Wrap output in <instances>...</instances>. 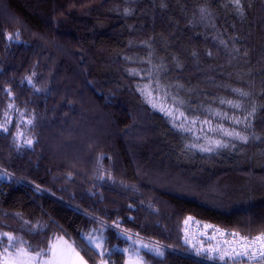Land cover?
<instances>
[{
    "label": "trees",
    "instance_id": "16d2710c",
    "mask_svg": "<svg viewBox=\"0 0 264 264\" xmlns=\"http://www.w3.org/2000/svg\"><path fill=\"white\" fill-rule=\"evenodd\" d=\"M187 222L264 234V0H0V261L246 262Z\"/></svg>",
    "mask_w": 264,
    "mask_h": 264
},
{
    "label": "built area",
    "instance_id": "2783aa9c",
    "mask_svg": "<svg viewBox=\"0 0 264 264\" xmlns=\"http://www.w3.org/2000/svg\"><path fill=\"white\" fill-rule=\"evenodd\" d=\"M186 227L193 237H198L196 244L197 251L202 252L204 248L212 254L211 258H217L220 262H237L245 255L244 264H264V239L257 240V237H264V234L254 237H240L233 233H226L216 227H201L194 222H187ZM239 253V255H238ZM2 264L3 261H0Z\"/></svg>",
    "mask_w": 264,
    "mask_h": 264
},
{
    "label": "rangeland",
    "instance_id": "374dc122",
    "mask_svg": "<svg viewBox=\"0 0 264 264\" xmlns=\"http://www.w3.org/2000/svg\"><path fill=\"white\" fill-rule=\"evenodd\" d=\"M99 242L98 238H92L90 239V243L93 246H97ZM56 244V245H55ZM55 248L52 251L51 255H40L36 259L29 260L28 257H20L17 259V264H20V261H25L27 264H44V262L48 259H50L53 254H55L56 261L58 264H81V257L76 253V251L72 248V246L64 239H58L54 243ZM62 245V246H61ZM17 250H10L9 252L13 255L16 253ZM126 253V259L124 264H143L141 258L137 253ZM4 258L10 259L7 254L3 251ZM32 254V252H31ZM32 256H35L32 254ZM83 264H87L83 259Z\"/></svg>",
    "mask_w": 264,
    "mask_h": 264
},
{
    "label": "snow or ice",
    "instance_id": "6c2138e0",
    "mask_svg": "<svg viewBox=\"0 0 264 264\" xmlns=\"http://www.w3.org/2000/svg\"><path fill=\"white\" fill-rule=\"evenodd\" d=\"M235 3L237 5V8L239 9L240 0H235ZM9 38L11 39V37H9ZM29 82H31V81H29ZM229 135H233V133H229ZM234 135L239 137L241 140H245L246 141V137L240 136L239 133H235ZM29 143H30V141H29ZM4 235L7 236L8 241L10 242L9 247H11V242H15V238L13 236L9 235L8 233H5ZM256 239L257 240H262V239H264V237H257ZM4 252L10 258V259L6 258L5 264H17V259L20 258V257H28L29 260H31V259H36V258H38L41 255V253L39 251H37L35 253V256H32L31 252L27 248H19V249H17V251H16V253L14 255L9 252V248L8 247H6L4 249ZM261 254L264 255V252H262ZM238 255H239V253H238ZM20 264H27V262L20 261ZM44 264H58V262L56 261V258H55V254H53V256L50 259L46 260L44 262ZM81 264H83L82 259H81Z\"/></svg>",
    "mask_w": 264,
    "mask_h": 264
},
{
    "label": "crops",
    "instance_id": "0c3cea01",
    "mask_svg": "<svg viewBox=\"0 0 264 264\" xmlns=\"http://www.w3.org/2000/svg\"><path fill=\"white\" fill-rule=\"evenodd\" d=\"M56 242V241H55ZM54 242V243H55ZM54 243L52 244V247H51V250H50V252L48 253V254H45L46 256H50L51 255V253H52V251L54 250V248H55V245H54ZM62 246V245H61ZM77 253V252H76ZM33 255H35V253H32ZM78 254V253H77ZM79 255V254H78ZM81 257V256H80ZM82 258V257H81ZM83 259V258H82ZM84 260V259H83ZM4 261H5V258H4ZM85 261V260H84Z\"/></svg>",
    "mask_w": 264,
    "mask_h": 264
}]
</instances>
